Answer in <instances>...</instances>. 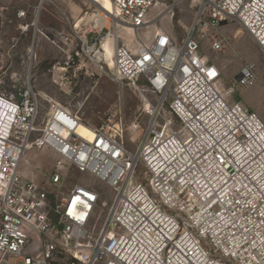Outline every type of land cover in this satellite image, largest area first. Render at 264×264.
<instances>
[{"label": "built area", "instance_id": "1", "mask_svg": "<svg viewBox=\"0 0 264 264\" xmlns=\"http://www.w3.org/2000/svg\"><path fill=\"white\" fill-rule=\"evenodd\" d=\"M109 1L108 25L95 26L106 19L99 11L92 38H79L73 57L108 76L103 45L116 37L114 79L153 95L148 119L91 128L52 103L39 122L42 98L29 80L17 95L0 90V264H264V123L230 99L255 86V65L245 62L224 90L220 68L200 48L206 41L224 53L230 44L219 26L236 22L264 53V0ZM186 1L196 11L177 38L170 24ZM122 26L136 33V49L123 43ZM31 149L55 157L49 187L73 169L113 192L98 229H89L102 214L91 184H75L53 203L23 178Z\"/></svg>", "mask_w": 264, "mask_h": 264}, {"label": "rangeland", "instance_id": "2", "mask_svg": "<svg viewBox=\"0 0 264 264\" xmlns=\"http://www.w3.org/2000/svg\"><path fill=\"white\" fill-rule=\"evenodd\" d=\"M41 2L0 0V42H18L13 53L8 52V43L0 47V90L17 95L29 80L33 90L42 98L39 122L45 118L50 104L57 103L91 128L122 125L129 129L134 123L143 127L148 119L144 113L145 100L153 99V95L148 91L134 89L124 81L115 80L112 67L105 68L106 76L82 59L73 57L75 43L79 42V38L85 36L87 41L92 38V32H88L94 30V19L99 8L87 0ZM163 8L164 4L159 3L152 15ZM195 11L196 3L193 1L183 2L175 10L170 25L177 38L184 35L182 26L189 28ZM20 12H24L25 17L18 19ZM79 20L81 22L75 27ZM41 27H45L42 28V38L48 44L45 48L48 59L36 61L33 43L36 35H40L37 28ZM152 30L150 26L139 33L142 42L147 41ZM219 31L228 39L230 47L224 53H215L209 48L208 42L203 41L200 42L201 51L220 68L221 88L224 90L235 82L245 62L255 65V86L243 90L237 88L230 99L257 114L264 123V53L236 22L219 26ZM129 41L123 43L136 49L137 42L133 39ZM54 160L55 157L46 149H31L24 154L20 173L24 179L45 188L53 203H58L73 185L91 184L101 196L97 211L102 214L90 224L89 229H98L112 201L113 192L88 174H79L73 169L61 174V184L57 188L49 187L47 178L53 172Z\"/></svg>", "mask_w": 264, "mask_h": 264}, {"label": "bare ground", "instance_id": "3", "mask_svg": "<svg viewBox=\"0 0 264 264\" xmlns=\"http://www.w3.org/2000/svg\"><path fill=\"white\" fill-rule=\"evenodd\" d=\"M91 2L93 4H95L99 8V10L104 14V16L106 17V19H103V17H102L101 20L96 21L97 27H100L104 24L108 25V21H109L108 16L110 14H112V5H111L110 1L109 0H92ZM80 22H81V20L78 21L76 27H78ZM160 28H162V27H160ZM121 34H122L121 38L124 41L129 40L133 36V34L135 36H137L136 33L134 32V30H131L130 28H126L124 26L121 27ZM112 42L113 43L116 42V37L107 39L103 45V50L105 52L104 54H105L106 67H109V68H111L113 65V61L111 60V43ZM78 132L82 136H85V137L91 136V131L86 126H83V125H80Z\"/></svg>", "mask_w": 264, "mask_h": 264}, {"label": "crops", "instance_id": "4", "mask_svg": "<svg viewBox=\"0 0 264 264\" xmlns=\"http://www.w3.org/2000/svg\"><path fill=\"white\" fill-rule=\"evenodd\" d=\"M41 1H42L41 2V4H42L43 0H41ZM18 19H20V18H18ZM0 23H1V19H0ZM42 28H45V27H41L40 29L37 28V32L40 35H36V40L33 43L34 51H35V60L36 61L43 60V59H48V55H46V52H45V48L47 47L48 44H47V42H44V39L42 38V36H43V33H42L43 29ZM7 43H8V46H9L8 52L13 53V49L16 48V45L18 44V42H0V47H5ZM11 65H12V62H10L9 67H11Z\"/></svg>", "mask_w": 264, "mask_h": 264}]
</instances>
